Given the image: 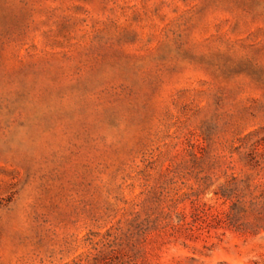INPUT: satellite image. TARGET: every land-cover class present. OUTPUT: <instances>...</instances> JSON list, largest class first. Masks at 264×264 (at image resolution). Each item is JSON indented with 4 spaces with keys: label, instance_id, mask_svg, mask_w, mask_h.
Returning <instances> with one entry per match:
<instances>
[{
    "label": "rangeland",
    "instance_id": "374dc122",
    "mask_svg": "<svg viewBox=\"0 0 264 264\" xmlns=\"http://www.w3.org/2000/svg\"><path fill=\"white\" fill-rule=\"evenodd\" d=\"M252 143L264 0H0V264H264V232L175 228Z\"/></svg>",
    "mask_w": 264,
    "mask_h": 264
},
{
    "label": "trees",
    "instance_id": "16d2710c",
    "mask_svg": "<svg viewBox=\"0 0 264 264\" xmlns=\"http://www.w3.org/2000/svg\"><path fill=\"white\" fill-rule=\"evenodd\" d=\"M256 149L257 143L249 145L250 157L254 155ZM247 165L256 172L242 176L224 173L222 178L215 175L203 177V188L199 189L200 192L218 182L212 191L213 196L226 204L227 209L213 213L206 205L201 209L194 207L190 216L192 219L187 220L186 214L182 213L175 228L186 226L190 236H194L199 229L220 227L254 235L264 232V180H261L264 179V175L260 177L264 163L252 156L247 160ZM150 227L151 225L147 223V229Z\"/></svg>",
    "mask_w": 264,
    "mask_h": 264
}]
</instances>
